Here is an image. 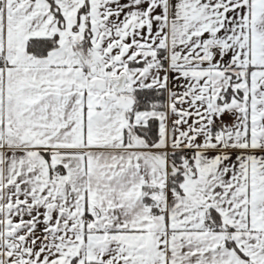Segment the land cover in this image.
<instances>
[{
  "label": "snow or ice",
  "instance_id": "6c2138e0",
  "mask_svg": "<svg viewBox=\"0 0 264 264\" xmlns=\"http://www.w3.org/2000/svg\"><path fill=\"white\" fill-rule=\"evenodd\" d=\"M0 264H264V0H0Z\"/></svg>",
  "mask_w": 264,
  "mask_h": 264
}]
</instances>
